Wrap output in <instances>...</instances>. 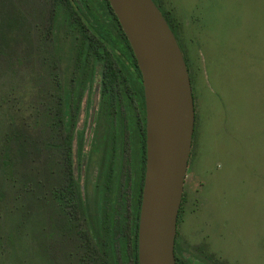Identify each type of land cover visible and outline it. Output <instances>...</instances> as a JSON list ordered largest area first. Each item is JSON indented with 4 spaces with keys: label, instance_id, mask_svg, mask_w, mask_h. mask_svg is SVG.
I'll return each instance as SVG.
<instances>
[{
    "label": "rangeland",
    "instance_id": "rangeland-1",
    "mask_svg": "<svg viewBox=\"0 0 264 264\" xmlns=\"http://www.w3.org/2000/svg\"><path fill=\"white\" fill-rule=\"evenodd\" d=\"M154 1L175 30L194 107L179 263L264 264V0ZM64 23L54 0H0V264H75L51 202L69 172L76 220L90 234L96 209L117 191L103 188L107 123L95 118L94 87L79 105L70 165L56 149L64 139L51 126L57 85L68 88L75 55ZM8 137L11 175L1 164Z\"/></svg>",
    "mask_w": 264,
    "mask_h": 264
},
{
    "label": "trees",
    "instance_id": "trees-1",
    "mask_svg": "<svg viewBox=\"0 0 264 264\" xmlns=\"http://www.w3.org/2000/svg\"><path fill=\"white\" fill-rule=\"evenodd\" d=\"M104 1L122 31L108 0ZM89 2L90 0H54V7L58 9L64 24L68 25V29L77 30L78 36L82 35L85 40L88 34L84 33L85 29L81 22L83 21L90 29L93 24H98L96 12L104 4L102 0H96L92 9ZM161 13L174 33L169 17L162 11ZM122 35L130 50L129 54L125 50L123 57L119 56L111 45L113 36L106 34L103 39L108 41L107 46L87 43L84 47L88 48L85 51L88 55L83 54L78 59L92 63L89 68L81 70V73L87 74L85 78L92 77L96 61L104 60L100 93L103 96L102 102L107 104L104 116L107 127L101 135V144L105 156L106 153L109 156V166L108 170L103 171L107 180L103 188L108 193L115 184L117 191H114L112 197L107 200L109 202L107 208L105 204L102 207L100 204L96 209L91 234L81 228L76 220L74 212L80 197L77 182L71 173L67 174L66 182L62 186L52 191L51 202L54 203L57 214L63 219L61 233L70 242L71 249L68 255L75 260V264H138V219L146 157L144 95L135 57L123 32ZM89 52L92 60L89 59ZM72 76L78 78L75 73ZM84 82L85 87L87 83ZM70 120L71 118L67 119L64 115L51 116L52 129L64 133V139L57 143L56 149L65 153L69 165L72 139ZM9 141L10 137L1 149V164L11 175L13 162ZM174 253L176 264H180L175 246Z\"/></svg>",
    "mask_w": 264,
    "mask_h": 264
},
{
    "label": "water",
    "instance_id": "water-1",
    "mask_svg": "<svg viewBox=\"0 0 264 264\" xmlns=\"http://www.w3.org/2000/svg\"><path fill=\"white\" fill-rule=\"evenodd\" d=\"M139 68L146 117L138 264H176L174 246L194 107L186 64L153 0H108Z\"/></svg>",
    "mask_w": 264,
    "mask_h": 264
},
{
    "label": "flooded vegetation",
    "instance_id": "flooded-vegetation-1",
    "mask_svg": "<svg viewBox=\"0 0 264 264\" xmlns=\"http://www.w3.org/2000/svg\"><path fill=\"white\" fill-rule=\"evenodd\" d=\"M102 1L104 3L103 7H101V9L99 10L97 9L98 12L96 13L97 22L99 25L93 24V27L90 29L83 23V21L81 22V26H83L85 29L84 33L88 34V37L86 38V40H85V37H83L82 35L78 36L77 30L68 29L69 27L68 25H66L68 28H67L65 35H68V36L70 35L72 39L75 41L73 73H75V75H77L78 78H74L73 77L74 75L73 76L71 75L68 88H63L62 86L63 84L58 83L57 87L59 88V92H61V90L62 92L60 94H57V100H56L57 108L55 109L54 114L58 115L59 117H62L64 115L67 119L71 118L70 120L71 133L73 130L74 123L76 122V119L78 116L80 102L82 101L83 96L87 97L88 93L89 92L91 93L92 87H94L95 91L98 93V97L96 101V110L94 111L95 118L96 117L105 118L104 117L105 112H106L105 106H107L106 103L104 104L102 102L103 96L100 93L101 86H102V69L104 68V62H103L104 60L96 61V63L94 64V71H93L92 77L85 78L87 74L86 73L84 74L83 72L81 73V70L83 68H87V67L89 68L90 66H92V63L88 61L82 62L78 60L82 57L83 54L88 55V53H85V51H87L88 48L84 47V45L86 46L87 43L89 44L92 42L95 44H103L107 46L108 41H105V39H103V36L106 34H111L113 36V41L111 45L114 47V49L117 50L119 56L123 57V51L125 50L128 54L130 52V50L127 48V43L124 39V36L122 35L123 31H121L120 28L118 27V24L115 21L113 15L110 13V10L106 2L104 0ZM84 40L85 42L83 43ZM89 59L92 60V55H90V52H89ZM96 66L97 67L100 66L101 70H100L99 78H97V81H94V78L97 75ZM79 75H82V76L79 77ZM84 81H86L87 83L85 87H84V83H85ZM141 81H142V78H141ZM90 99L92 103V97ZM144 112H145V106H144ZM145 131H146V117H145ZM145 141H146V136H145Z\"/></svg>",
    "mask_w": 264,
    "mask_h": 264
}]
</instances>
